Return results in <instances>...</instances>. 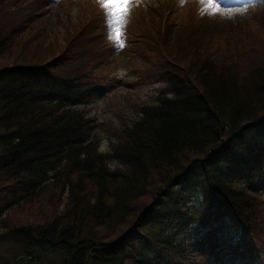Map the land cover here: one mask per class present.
<instances>
[{
	"label": "trees",
	"instance_id": "1",
	"mask_svg": "<svg viewBox=\"0 0 264 264\" xmlns=\"http://www.w3.org/2000/svg\"><path fill=\"white\" fill-rule=\"evenodd\" d=\"M48 2L0 0L5 234L58 252L55 264L264 261V12L215 39L141 15L118 51L99 4L59 35H24ZM123 50L165 87L101 151L85 105L111 88ZM225 221L238 242L218 236Z\"/></svg>",
	"mask_w": 264,
	"mask_h": 264
},
{
	"label": "rangeland",
	"instance_id": "2",
	"mask_svg": "<svg viewBox=\"0 0 264 264\" xmlns=\"http://www.w3.org/2000/svg\"><path fill=\"white\" fill-rule=\"evenodd\" d=\"M215 3L218 9L216 14H209L202 11L204 5L201 0H132L123 33L127 24L130 26L136 21L135 17L140 19L142 15L146 18L151 17L155 30L159 19L163 17L172 21L176 29L189 21L192 28H196L204 36L208 35L215 39L225 36L232 26L237 28L244 27V24L248 26L253 22L257 23L258 16L264 12V0H215ZM98 4L101 5L100 0H49L46 13L24 35H30V32L38 26H44L50 37L54 33L59 35L68 23V16L72 21L79 17L86 18ZM253 27V29L260 28L257 24ZM121 49L122 47L118 46V51ZM172 50L176 53L175 48ZM250 57L254 63L261 61L253 55ZM122 62L127 64L124 65ZM112 64L107 71L111 88L101 97L85 105L89 115L94 118V130L100 138L101 151L109 149L108 135L113 129L125 124L130 125L138 119L139 106L154 102L160 90L165 87L164 82H149L137 76L128 53L124 50L115 54ZM10 214L11 211L5 210L0 216V264L57 263L60 258L58 252L25 247L21 242L5 234V226L12 225L8 220ZM224 223H220V229L217 231L220 239L229 242V237H232L234 243L238 242L239 234L234 227L227 221ZM234 264L247 263L236 259ZM248 264H264V261L248 262Z\"/></svg>",
	"mask_w": 264,
	"mask_h": 264
},
{
	"label": "snow or ice",
	"instance_id": "3",
	"mask_svg": "<svg viewBox=\"0 0 264 264\" xmlns=\"http://www.w3.org/2000/svg\"><path fill=\"white\" fill-rule=\"evenodd\" d=\"M105 10L106 23L109 27V38L113 39L119 47H123V27L126 24L132 0H100ZM204 5L203 12L216 14L215 0H201Z\"/></svg>",
	"mask_w": 264,
	"mask_h": 264
}]
</instances>
